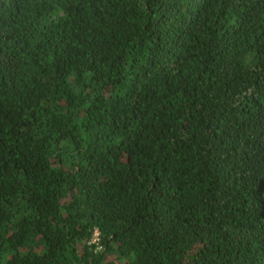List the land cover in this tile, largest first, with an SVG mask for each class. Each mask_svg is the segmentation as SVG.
<instances>
[{"label":"trees","instance_id":"obj_1","mask_svg":"<svg viewBox=\"0 0 264 264\" xmlns=\"http://www.w3.org/2000/svg\"><path fill=\"white\" fill-rule=\"evenodd\" d=\"M0 264H264V0H0Z\"/></svg>","mask_w":264,"mask_h":264},{"label":"built area","instance_id":"obj_2","mask_svg":"<svg viewBox=\"0 0 264 264\" xmlns=\"http://www.w3.org/2000/svg\"><path fill=\"white\" fill-rule=\"evenodd\" d=\"M98 234L96 233L95 242L97 241Z\"/></svg>","mask_w":264,"mask_h":264}]
</instances>
